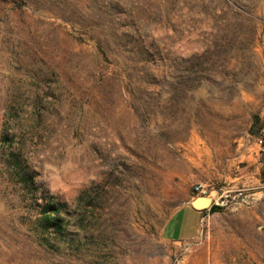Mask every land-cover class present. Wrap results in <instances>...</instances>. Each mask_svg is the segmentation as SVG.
I'll use <instances>...</instances> for the list:
<instances>
[{"label": "rangeland", "instance_id": "1", "mask_svg": "<svg viewBox=\"0 0 264 264\" xmlns=\"http://www.w3.org/2000/svg\"><path fill=\"white\" fill-rule=\"evenodd\" d=\"M0 264H264V0H0Z\"/></svg>", "mask_w": 264, "mask_h": 264}, {"label": "crops", "instance_id": "2", "mask_svg": "<svg viewBox=\"0 0 264 264\" xmlns=\"http://www.w3.org/2000/svg\"><path fill=\"white\" fill-rule=\"evenodd\" d=\"M205 210L208 209V207ZM191 206L188 201L180 204L165 221L162 233L165 237L175 240H188L199 231L204 210Z\"/></svg>", "mask_w": 264, "mask_h": 264}, {"label": "trees", "instance_id": "3", "mask_svg": "<svg viewBox=\"0 0 264 264\" xmlns=\"http://www.w3.org/2000/svg\"><path fill=\"white\" fill-rule=\"evenodd\" d=\"M259 119H260L259 115L255 113L253 115L252 124L250 126V132L253 134L260 133V127L262 123L258 122ZM19 175L21 176L22 183L24 185L27 184L29 187H31L35 184L33 171L21 170L19 172ZM62 205L63 203L60 200L54 199L51 195L45 198L41 203V209L45 212L43 216L47 220L46 224L48 226H52L54 229H58V227L61 226V221L63 217L60 216L59 212H60V208H62ZM220 208H222V205L218 203H211L208 206V210L210 211H215ZM205 209L206 208H202L201 210L205 211Z\"/></svg>", "mask_w": 264, "mask_h": 264}, {"label": "water", "instance_id": "4", "mask_svg": "<svg viewBox=\"0 0 264 264\" xmlns=\"http://www.w3.org/2000/svg\"><path fill=\"white\" fill-rule=\"evenodd\" d=\"M210 194L211 192L207 194L194 195L189 199L188 203L195 208L207 207L212 199L210 198Z\"/></svg>", "mask_w": 264, "mask_h": 264}, {"label": "built area", "instance_id": "5", "mask_svg": "<svg viewBox=\"0 0 264 264\" xmlns=\"http://www.w3.org/2000/svg\"><path fill=\"white\" fill-rule=\"evenodd\" d=\"M192 191L195 195H200V194H206L207 189L205 188L204 184L199 182L193 185ZM194 196V195H193Z\"/></svg>", "mask_w": 264, "mask_h": 264}, {"label": "bare ground", "instance_id": "6", "mask_svg": "<svg viewBox=\"0 0 264 264\" xmlns=\"http://www.w3.org/2000/svg\"><path fill=\"white\" fill-rule=\"evenodd\" d=\"M210 198H211V195H210Z\"/></svg>", "mask_w": 264, "mask_h": 264}]
</instances>
